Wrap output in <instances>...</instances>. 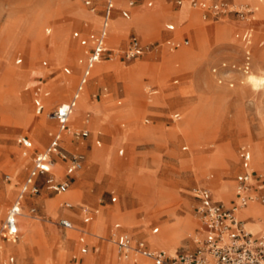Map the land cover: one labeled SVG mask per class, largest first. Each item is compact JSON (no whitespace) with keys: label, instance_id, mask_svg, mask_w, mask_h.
Segmentation results:
<instances>
[{"label":"rangeland","instance_id":"1","mask_svg":"<svg viewBox=\"0 0 264 264\" xmlns=\"http://www.w3.org/2000/svg\"><path fill=\"white\" fill-rule=\"evenodd\" d=\"M82 1L0 0V174L9 176L7 183L0 178V185L5 187L0 200L8 199L0 204V217L25 179L34 153L29 151L21 158L23 150L16 144V138L28 127L30 139L37 144L42 140V131L50 128L46 120H33L31 115V93L37 79L42 80L52 99H48V103L52 102L45 113L53 111L69 96L68 92L60 98L56 93L59 79L63 77L62 68H68L70 75L62 78L65 83H61L60 91L66 90L65 79L73 80L79 71L77 59L83 47L78 44V37L98 27V9L90 13ZM97 1L91 0V4ZM174 1L124 0L118 7L116 16L120 18L119 11L133 2L128 20H112L110 41L122 39L120 47L123 49L126 33L133 29L136 33L130 30L129 34L136 36L145 50L139 58L128 62H102L95 67L91 78H100L107 70L111 71L116 80L124 81L125 89L132 92H121L123 82L117 84L116 90H110L100 79L83 94L70 120L76 124L82 112L91 111L89 135L85 139L69 136L72 147L67 148L82 155L81 169L73 174L70 190L55 198L42 189L43 177L38 179L40 190L32 197L37 203L25 201V207L35 210L34 216L39 222L23 212L29 219L20 220V236L14 248L21 241L25 222L38 233L32 245L25 248V254L17 257L19 264H73L71 257H79V246L75 243L77 233L64 231L55 224L62 216L58 204L62 199L93 211V207L79 201V193L96 195L100 210L114 212L113 219L106 221L99 235L101 247L95 255H107L103 264L131 263L120 260L110 243L113 224H118L132 242L144 240L150 248L166 254L191 251L194 237L200 238L195 214L198 199L192 190L204 188L213 200L225 206L231 200L236 202L234 178L239 173L241 147L253 157L252 149L258 146L260 162L252 163V167L254 170L262 168L264 82L254 87L246 82L248 74L240 76L243 50L240 36L245 24L232 12L211 20L202 11L192 9L190 0H179V5H174ZM215 1H223L227 10L245 7L252 11L250 18L255 16L256 22L249 26L255 28L256 35L253 46L250 45L252 37L247 45L248 69L256 74L259 63V73L264 78V59H260L264 55V27L260 26H264V0ZM148 2L150 7L145 5ZM255 4L259 12L253 11ZM167 25H172L173 30L168 31ZM182 40L187 44L181 45ZM166 42L179 46L170 50ZM18 59L20 63L16 64ZM221 64L234 66V69L222 76ZM138 66L142 67V72L137 83L134 74ZM228 84L232 86L229 88ZM100 88H106L105 92L100 93ZM150 91L154 93L150 95ZM117 100L119 106H116ZM124 108L133 116L120 115ZM108 111H117L120 116L103 123L111 115ZM173 114H178V120L171 118ZM95 139L99 147L94 145ZM47 140L44 137L40 145H36V151H40ZM119 150L122 155H118ZM55 166L50 172L59 177L61 170ZM111 198L115 202H111ZM43 202L46 212L41 211ZM255 203L260 214H247L248 206L238 210V217L246 221L242 214L255 221L260 216L263 222L259 231L250 221L244 225L253 236H263L264 210ZM186 219L191 227L184 233ZM101 220L98 211L89 225L94 237L98 235ZM79 222L80 217L76 218V224ZM153 229L157 231L152 233ZM96 258L87 254L82 264H94Z\"/></svg>","mask_w":264,"mask_h":264},{"label":"built area","instance_id":"2","mask_svg":"<svg viewBox=\"0 0 264 264\" xmlns=\"http://www.w3.org/2000/svg\"><path fill=\"white\" fill-rule=\"evenodd\" d=\"M84 4L88 5V2ZM113 4L114 0H103L102 24L97 34L90 39L89 48L84 50L83 57L78 60V63L82 65V70L70 100L59 104L53 111L46 114L48 119L56 123L57 132L52 135L48 146L32 157L31 168L20 185L18 194L6 209L2 220H0V264H14L12 255L2 257V244H14L16 242V221L21 213V203L25 195L34 196L38 193L39 188L36 180L43 177V187L50 194L63 193L68 188L67 180L57 181L50 172L54 165L51 156L55 155L59 160L66 163L64 168L65 177H70L81 169L82 155L79 153L65 154L57 149V144L60 134L66 130V122L74 108L78 94L90 77L93 67L100 62H110L117 56L126 61L132 60L141 56L145 50V47L134 37L127 40L125 48L121 51L117 52L107 48L106 28ZM179 4L180 2L177 0L176 5ZM128 5L131 6V3ZM189 5L191 8L208 15L211 20H217L232 12L243 21L245 29L240 36L243 43L240 71L245 73L248 70L250 60L247 45H249V24L252 21L250 18L252 11L245 7L237 11L227 10V5L223 1L215 0H190ZM120 15L123 19L128 18L126 11H121ZM166 29L172 30V26H168ZM180 44L186 45L187 42L182 41ZM167 45H169L170 50H174L179 46L178 43L170 44L169 42H167ZM220 69L223 72L221 75L225 76L234 69V66L226 67L221 64ZM212 73H215V70H212ZM231 86V84H228L229 88ZM33 106L35 115L43 112V106L37 98L33 100ZM172 117L176 119L178 115L174 114ZM73 135L84 137L86 132H73ZM18 141L24 149L31 148L28 140L19 138ZM238 158L242 172L234 178L236 202L225 206L221 202H212L209 191L204 188L192 190L194 197L198 199L195 214L199 222L200 238L194 237L192 240L194 248L191 251L175 252L170 256L163 250L148 249L143 241L132 242L128 234L119 232V226L114 225L115 232L112 234V243L117 256L131 262H135L137 258H142L145 260V264H264V237L253 236L246 232L236 216V212L250 201L264 206V169L259 172L250 169L251 154L244 147L239 148ZM0 178L3 182L9 181V176L6 174H0ZM114 200V198H111L110 201L114 202ZM61 207L68 210L71 205L62 203ZM80 212L84 215L83 223H87L90 220L87 210L80 208ZM28 213L34 216L35 210L30 208ZM55 224L64 230L72 229L71 223L65 219H59ZM155 232L156 229H153L152 233ZM78 243L81 245L79 252L83 254L85 252L84 239L79 237Z\"/></svg>","mask_w":264,"mask_h":264},{"label":"crops","instance_id":"3","mask_svg":"<svg viewBox=\"0 0 264 264\" xmlns=\"http://www.w3.org/2000/svg\"><path fill=\"white\" fill-rule=\"evenodd\" d=\"M97 1V0H96ZM118 1V0H117ZM123 1L124 0H119V6H116V0H114V4H113V8H112V10L110 11V16H109V19H108V21H107V28H106V46H107V48H109V49H111V50H114V51H121L122 49H121V47H120V41H123L122 39L121 40H119V41H110V26H109V22L110 21H112V20H116V19H120V20H123V21H125V20H128L129 19V14H130V9H132V4H133V2H128L125 6H124V8L123 9H121L120 11H119V17L120 18H118L117 16H116V11H117V9H118V7H120L122 4H123ZM139 1H141V0H139ZM176 1L177 0H175L174 1V5H176ZM83 2V5L85 6V7H88V10H89V12L90 13H94V12H96V9H98V12H99V14H100V17H99V19H100V21H99V24H98V27H97V29L95 30V31H92V32H90V33H88L87 35H85V36H80V37H78V44L80 45V46H82L83 47V51H82V53H81V55L78 57V59H77V64H78V66H79V71H78V73L75 75V78L72 80V79H68L67 81H66V83L68 82V85H67V87H66V90H64V91H60V87H61V83H65L63 80H62V78H66V76H69L70 75V71H69V69L68 68H66V67H64V68H62V74H63V77H61L60 79H59V85H58V87H57V95L60 97V98H63V96L64 95H66V93H68L69 92V96H68V98L66 99V100H61L56 106H58L59 104H62V103H65V102H68L69 100H70V98H71V96H72V94H73V92H74V90H75V88H76V85H77V82H78V79H79V76H80V74H81V70H82V65L80 64V63H78V60L79 59H81L82 57H83V52H84V50H86L87 48H89V46H90V39L93 37V36H95L96 34H97V32L99 31V29H100V27H101V24H102V11H103V0H99V1H97L98 3L97 4H91V0H83L82 1ZM85 2H88V5H85L84 3ZM232 2H234L233 0H232ZM129 3H131V6H129L128 4ZM146 5V7H150L151 6V4H150V2H148V3H146L145 4ZM135 8V7H134ZM161 7H159V8H157V10H159ZM193 9V8H192ZM194 10H196V9H194ZM121 11H126L127 12V14H128V18L127 19H123L122 17H121V15H120V12ZM251 24V23H250ZM168 26H172V25H167L166 27H168ZM260 26L263 28L264 26L262 25V24H260ZM250 27V26H249ZM261 28V29H262ZM145 29L147 30V27H145ZM130 30H133V29H130ZM129 30V31H130ZM172 30H173V26H172ZM129 31L126 33V38H125V40H124V47H123V49L125 48V46H126V43H127V40L130 38V37H134L139 43H140V41H139V39L136 37V36H134V35H132V34H129ZM134 31V30H133ZM168 31H171V30H168ZM135 32V31H134ZM136 33V32H135ZM123 36V35H122ZM147 36V32H145V35H144V38ZM140 38V37H139ZM141 39V38H140ZM141 40H143V39H141ZM182 41H186V40H182ZM181 41V42H182ZM187 42V41H186ZM117 43V44H116ZM108 44H110V45H108ZM141 44V43H140ZM142 45V44H141ZM166 45H167V42H166ZM85 47V48H84ZM242 48H243V46H242ZM243 51V50H242ZM242 55V54H241ZM140 57V56H139ZM139 57H137V58H139ZM137 58H134V59H137ZM134 59H132V60H134ZM128 61H131V60H123L121 57H119V56H117L114 60H112V61H110V62H105L106 64H112V63H114V62H116V63H123V62H128ZM16 64H18V63H20V60L18 59L16 62H15ZM43 65H44V63H43ZM96 66V65H95ZM94 66V67H95ZM94 67H93V69H94ZM91 70V73H90V77H89V79H88V81H87V83H86V85L82 88V90H81V92L78 94V97H79V95L81 94V93H85L86 94V92L88 91V90H90L93 86H95L96 85V82H98V80H102V82H103V85H107L108 87H109V89L111 90H116V86H117V84H119L120 82H123L122 84H123V86L121 85V92L123 91V94H127V93H131L132 92V90L131 91H127L126 89H125V82L124 81H118V80H116V78H115V76H114V74L111 72V71H106L105 73H103L101 76H100V78H96V79H94V78H91L92 77V75H93V72H94V70ZM93 71V72H92ZM142 72V67L141 66H138V68H137V70H136V72H135V74H134V77H135V79H137V83H138V76H139V74ZM36 83H37V85L33 88V91H32V93H31V115H32V118H33V120L34 119H44V120H46V122L50 125V128L49 129H47V130H44V131H42V133H41V135H42V140L44 139V137L45 138H47L48 140H47V142H46V144L42 147V149L40 150V151H36V145H40V143L42 142V140L39 142V143H37V144H34L33 143V141L30 139V137H29V135H28V133L30 132L29 131V128L27 127V131L25 132L24 131V134H22V135H19L17 138H16V144L21 148V150H23V152L20 154V156H21V158H25L26 157V154L30 151V152H34L33 153V156H34V154H36V153H40V152H42L47 146H48V144H49V142L51 141V137H52V135L53 134H55L56 132H57V126H56V123L53 121V120H51V119H48L47 117H46V114L47 113H49V112H51V111H48L47 113H45V109H46V107H49V105H50V103L52 102H50V103H48V99H51V98H49V91H48V88L46 87V86H44V84H43V82H42V80L41 79H37V81H36ZM175 83V82H174ZM105 90H106V88H100V93L101 92H105ZM117 92V91H116ZM120 93V92H119ZM154 93V91H150V95H152ZM83 94H82V96H83ZM121 95V94H120ZM82 96H81V98H80V100H79V102H78V97H77V99H76V101H75V105H74V108H75V106H76V103L78 102V105H77V107H76V109H75V111H74V113H73V116H74V114H75V112H76V110H77V108H78V106H79V103H80V101H81V99H82ZM99 97H100V95H98V99H99ZM35 98H37L39 101H40V103L42 104V106H43V112L41 113V114H39V115H35L34 114V106H33V100L35 99ZM93 98L95 99V96H93ZM52 100V99H51ZM96 103H98L97 101H96ZM95 103V104H96ZM116 106H119L120 105V101L119 100H117L116 102ZM99 104H102V103H99ZM103 105V104H102ZM74 108H73V110H74ZM185 109V108H184ZM72 110V111H73ZM111 115L109 116V118H107L103 123H105L106 121H112L113 120V118H116V117H118V116H120V115H124L125 117H127L126 115L128 114V113H130V115L131 116H133L132 114V112L128 109V108H124L123 110H122V112H121V114L119 115H117L116 114V112L117 111H108ZM72 113V112H71ZM83 114V115H82ZM82 114L80 115V117H79V120H78V122L76 123V124H74L73 122H72V120H70V116H69V118H68V120H67V122H66V130L65 131H63L61 134H60V138H59V141H58V144H57V146H58V150H61L62 152H64L65 154H73V153H79V152H71V151H68L67 150V148H70V147H72V145H71V141H68V137L70 136V137H74L75 139H85V138H87V136L89 135V131L87 130V128H89V127H91L90 125H89V121H90V118H91V116H92V113H91V111H88V110H85L84 112H82ZM71 115V114H70ZM174 115V114H173ZM172 115V116H173ZM178 115V114H177ZM171 116V118L174 120V121H176V120H178V117L176 118V119H174L173 117ZM32 120V119H31ZM144 122H147L146 120L144 121ZM101 125V124H100ZM71 128V129H70ZM72 130V131H71ZM74 130H76V132H86V136H84V137H80V136H74L73 135V132H74ZM66 136H67V138H66ZM19 138H24V139H26V140H28L29 142H30V144H31V148L30 149H24L21 145H20V143H19ZM110 141H111V139H110ZM109 141V142H110ZM35 142V141H34ZM110 144V143H109ZM94 145H96V147H99L100 146V144H99V141L97 140V139H95V141H94ZM184 150V149H183ZM80 154V153H79ZM251 154V153H250ZM118 155H122V151L121 150H119L118 151ZM52 157V159H53V162H54V165H56L55 167L56 168H60V170H61V175L59 176V177H55L53 174V177L55 178V180H57V181H61V180H67V182H68V186L71 184V181L73 180V175L72 176H70V177H65L64 176V168H65V165H66V163L65 162H63V161H61V160H59L55 155H52L51 156ZM263 159H264V155H263ZM31 161H32V159H31ZM251 161H252V157H251ZM251 161H250V169L252 170V171H254V172H259V171H261V170H263L264 169V160L262 161V168L260 169V170H253L252 168H251ZM31 168V167H30ZM99 169V168H98ZM98 169L96 170V172L98 171ZM238 170H239V173L238 174H240L241 172H242V170H241V168H240V166H239V163H238ZM95 172V173H96ZM75 173H77V172H75ZM74 173V174H75ZM3 174V173H2ZM237 174V175H238ZM94 175V174H93ZM39 179V178H38ZM38 179L36 180V184H37V186H38ZM3 182V181H2ZM4 183H7V182H4ZM38 188H39V186H38ZM42 189H44V187H42ZM69 188H67V190H68ZM40 190V189H39ZM66 190V191H67ZM70 190V189H69ZM19 191V190H18ZM44 191L47 193V194H49V195H53L54 197L53 198H55V196H57V195H59V194H50V193H48L45 189H44ZM4 192H5V187L4 186H2V185H0V196L2 197V195H4ZM66 193V192H65ZM64 193V194H65ZM18 194V192L15 194V196L13 197V199H12V201L9 203V205L6 207V209L11 205V203L14 201V199H15V197H16V195ZM63 194H61V195H59V196H62ZM79 195H80V200L79 201H83L85 204H87V205H89V206H91V207H93L94 209H92L93 211H91V209L90 208H88V207H86V206H83V205H78V204H72L70 201H68L67 199H62L58 204H59V207L62 209V211H61V218L60 219H65V220H67V221H69L70 223H71V225H72V229L71 230H64V229H62V230H64V231H70V232H75V233H77V237H76V241H75V243H77L78 244V246H79V248H78V254H79V257H75V256H72L71 257V261L73 262V264H82V262H83V256H86L87 254L90 256H94V257H97L96 258V261L94 262V264H103V262L105 261V259L107 258V255L105 254V255H95L96 253H97V250H98V248H100L101 246H100V242H101V240H102V238L99 236L101 233H102V231H103V225L106 223V221H109V220H112L113 219V217H112V213H114L113 212V210H107V211H103V210H100L99 209V205L97 204V197H96V195H91V194H80L79 193ZM31 197V198H30ZM33 196H30V195H25L24 197H23V201H22V203H21V213H20V216L17 218V221H16V228H17V240H16V242L14 243V244H5V243H3L2 244V257H6L7 255H12L13 256V258H14V264H17V261H18V256H21V254H16L15 253V250H14V245L18 242V240H19V236H20V232H19V227H20V220L24 217L23 216V212H24V210H26V207H25V201H29V202H32V203H37V200L36 199H33L32 198ZM52 198V199H53ZM88 199H90V200H88ZM210 199H211V201L212 202H219V201H216V200H213L212 198H211V196H210ZM8 199H2V200H0L1 202H0V204L1 205H3L6 201H7ZM50 200V199H49ZM234 200H235V196H234ZM114 202H115V200H114ZM234 201L233 200H231L230 202H229V205L230 204H232ZM62 203H68V204H70L71 205V208L70 209H63L62 207H61V204ZM249 206H255V207H258L257 205H249ZM80 208H85L86 210H87V213H88V216L90 217V220L87 222V223H83V218H84V215L80 212ZM259 208V207H258ZM261 208L264 210V206H261ZM6 209H5V211H6ZM5 211H4V213H5ZM41 211L42 212H46V206H45V202H43L42 204H41ZM100 212L101 213V216H102V220H101V226H100V228H99V230H98V235H96L95 237L90 233L91 231H90V229H89V225H90V223L96 218V212ZM62 212H65V214L63 215L62 214ZM262 214H263V216H264V213L262 212ZM4 215V214H3ZM241 216L244 218V219H247L246 221H250V224L257 230V231H259V228H262L261 226H260V224H261V222H263L262 221V219L260 218V216L254 221V219H253V217H250V216H248V217H244L242 214H241ZM78 217H80V222H79V224H76V218H78ZM2 218H3V216L2 217H0V220H2ZM246 221H241L242 222V224L243 223H245ZM114 225H118V224H113L112 225V228H111V230H110V237H112V234L115 232V230H114ZM61 229V228H60ZM118 231L119 232H124L120 227H119V229H118ZM156 231H157V229H156ZM65 236H66V233L64 234V238H65ZM79 237H82L83 239H84V248H85V252L83 253V254H81L80 252H79V249H80V247H81V245L78 243V238ZM64 238H63V240H64ZM89 240L91 241V242H89ZM68 241V240H67ZM137 241H139V240H137ZM141 241H143L144 243H145V246L148 248V249H151V250H159V249H152V248H150L149 246H148V244L144 241V240H141ZM110 243H112V241L110 242ZM113 244V243H112ZM65 245V244H64ZM114 246V245H113ZM28 247V246H27ZM109 249H110V247H109ZM108 251V250H107ZM29 256V255H28ZM80 256H82V257H80ZM28 258V257H27ZM17 260V261H16ZM20 261V260H19ZM19 261H18V264H19ZM131 262V261H130ZM146 262H145V260H143L142 258H138L135 262H131L130 264H145ZM20 264H21V262H20Z\"/></svg>","mask_w":264,"mask_h":264},{"label":"bare ground","instance_id":"4","mask_svg":"<svg viewBox=\"0 0 264 264\" xmlns=\"http://www.w3.org/2000/svg\"><path fill=\"white\" fill-rule=\"evenodd\" d=\"M253 11H257V12H259V8H258V6L255 4V9L253 10ZM251 20H252V24H253V22L255 21L256 22V20H255V16H253L252 18H251ZM136 21V20H135ZM111 23H112V21H110L109 22V26H110V28H111ZM250 28V37H252V41H250V45L251 46H253V44H254V38H255V35H256V31H255V28L253 27V26H250L249 27ZM252 57H253V52H252ZM260 59H264V55L262 56V57H260ZM102 62H100V63H98L97 65H99V64H101ZM96 65V66H97ZM95 66V67H96ZM95 67H94V69H95ZM93 69V70H94ZM250 70L251 69H248V71H246L245 73H241L240 74V76L241 77H245L247 74V77H246V82L248 83V84H250V85H252V86H254V87H257L260 83H263L264 82V78L262 77L263 75H260V73H261V67H259V63H257V65H256V74H252V73H250ZM93 72V71H92ZM260 72V73H259ZM66 81H67V79H65ZM68 84V83H67ZM264 85V84H263ZM62 89H64L63 87H62ZM256 89H258V88H256ZM82 94L83 93H81L80 95H79V97H78V102H79V100H80V98H81V96H82ZM78 102L76 103V106H75V108H74V110L72 111V113H71V115H70V118H71V116L73 115V113H74V111H75V109H76V107H77V105H78ZM47 126V125H46ZM252 151H253V157H252V161H251V168L254 170V168L252 167V163H259L260 162V160L258 159V157H257V152L259 151V147L257 146H255V148L254 149H252ZM54 167V165L52 166V168ZM51 171H52V169H51ZM52 174L55 176V174L52 172ZM56 177V176H55ZM66 192V191H65ZM65 192H63V193H60L59 195H61V194H64ZM59 195H57V196H59ZM249 205H257L254 201H250V202H248V204H247V206H244L243 207V209L244 208H246V207H248ZM258 206V205H257ZM242 209V210H243ZM241 210V211H242ZM24 212H26V213H28V210L26 209V210H24ZM246 213L247 214H249V215H257V214H260L261 213V211L259 210V208L258 207H255V206H249L248 208H246ZM24 217L23 218H28V217H26L25 215H23ZM28 216L32 219V220H34V221H38L39 222V218L38 217H35V216H31V215H29V213H28ZM236 216H237V218L239 219V217H238V211L236 212ZM22 218V219H23ZM29 219V218H28ZM27 219V220H28ZM240 220V219H239ZM241 221V220H240ZM190 227H191V224H189V220L188 219H186L185 220V222H184V227H183V232L184 233H186V232H188L189 230H190ZM242 228L246 231V232H248V233H250V234H252V232L251 231H249L246 227H245V225H244V223L242 224ZM21 230H22V233H23V236H22V238H21V241H20V243H19V245L17 246V248H14V250H15V253L16 254H21V255H24L25 254V248L27 247V246H31L32 245V242H33V237H34V235L36 234V233H38V230H33V227L30 225V223H28V222H25L24 224H23V226H22V228H21ZM253 235V234H252ZM262 237H264V235L262 236ZM174 253H172V254H167V255H173ZM120 259V258H119ZM120 260H122V261H129L128 259H126V260H123V259H120ZM130 262V261H129Z\"/></svg>","mask_w":264,"mask_h":264}]
</instances>
